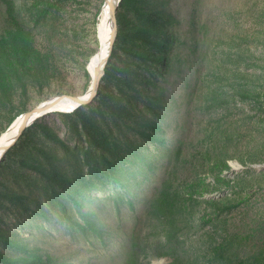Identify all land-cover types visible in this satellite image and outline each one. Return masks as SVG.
I'll use <instances>...</instances> for the list:
<instances>
[{
  "label": "rangeland",
  "instance_id": "1",
  "mask_svg": "<svg viewBox=\"0 0 264 264\" xmlns=\"http://www.w3.org/2000/svg\"><path fill=\"white\" fill-rule=\"evenodd\" d=\"M14 1L58 56L71 94L88 93L105 0ZM141 1L119 4L124 36L106 64L103 97L50 110L25 128L56 152L63 177L50 181L27 165L32 138L17 140L4 160L0 248L48 264H264V0H168L177 37L169 66L145 59L162 53L142 30L152 3ZM153 74L154 97L143 99L138 87ZM57 88L32 91L29 108ZM38 123L65 146H54ZM91 143L104 163L80 155ZM218 175L246 186L221 185Z\"/></svg>",
  "mask_w": 264,
  "mask_h": 264
},
{
  "label": "trees",
  "instance_id": "2",
  "mask_svg": "<svg viewBox=\"0 0 264 264\" xmlns=\"http://www.w3.org/2000/svg\"><path fill=\"white\" fill-rule=\"evenodd\" d=\"M127 2L128 0H121L120 5L126 6ZM146 2L152 3V11L145 10L142 12V20L148 24L143 26L142 30L146 37L150 38L155 49H157L156 43L159 44V50L161 51L162 55H156V50L153 49L151 54L148 53V56H146L145 59L150 63L151 59L154 61L153 63L157 65L159 64L160 59H162V62L167 63L169 66L172 61L170 62L169 57L167 58L166 52L169 51L170 42L174 43L177 41V37L175 36L173 30V24L176 22V19L172 14L174 12H166L168 0H160L158 2L153 0H142L140 5L143 6ZM156 6L160 7L161 9H157ZM154 10H156L157 15L154 14ZM18 14L19 13L14 0H0V135L19 115L29 109L28 103L31 99L32 91H45L46 88L50 89L53 88L54 84H58V93L75 92L72 88H67L68 84L65 81L64 75L62 74L59 58L55 54L54 50L51 47L43 46L39 41L35 27L24 24ZM123 21L124 20L120 16L119 10V30L110 57L115 55V49L118 47L120 39L124 36V26H122ZM108 73L109 69L106 68V72L101 78V86L98 94L95 97L96 99L102 98V89L104 87H108L107 83L105 82ZM85 75L87 77L86 85L89 86L92 80V75L89 69H86ZM157 79L158 76L153 74L149 78V84L138 87L139 91L142 90V93L139 94L141 98L147 99L146 96L151 95L149 93V89L153 88L152 83L156 82ZM153 95H151V97H154ZM116 103L117 100L111 99H108L107 102V104L110 106H114ZM139 118L140 121L144 122L146 125H152L148 121L149 116L143 115L139 116ZM83 125L85 128L90 130V126L86 122ZM38 126L44 137L46 139L49 138L52 144H55L54 146L60 148L65 146V143L58 136V133L52 129V127L45 123H38ZM142 129H144L143 131L146 133V135L150 133V130H148L146 127ZM29 130L30 129L28 128L25 129L21 134V137L18 139V141H20L22 139L28 140L29 138H32L30 146L31 152H28L25 156H22L25 159L27 165L31 166L39 173L48 176L50 181H55L57 178L63 177L65 174L64 170H58V168L55 166L57 164L53 160L56 152H54L51 148L49 149V144L44 142L43 139L32 136L33 134L29 135ZM91 139L98 140V134L93 132L91 134ZM14 145L6 151L2 160L0 161V171L2 170V164L4 163V160L12 154V150L15 147ZM92 145L93 144L91 143L86 146V150H84L80 155H83V158L86 160L93 156V161L97 163L99 162L96 161V159L100 158V162L102 161L104 163L105 156H103L101 153L96 154V156L90 153L89 149L92 148ZM33 149L35 150L34 152H32ZM76 157L79 158V154L78 156L76 155ZM215 177V181L217 183L227 187L246 186L244 181H235V178H229L220 175ZM222 203L225 202L218 199L212 200V204L214 205L217 204L220 206ZM220 253L223 257L226 254L225 250H221ZM0 263L48 264L38 254H11L5 252L1 248ZM170 264L192 263L186 261L178 262L177 260H173Z\"/></svg>",
  "mask_w": 264,
  "mask_h": 264
},
{
  "label": "bare ground",
  "instance_id": "3",
  "mask_svg": "<svg viewBox=\"0 0 264 264\" xmlns=\"http://www.w3.org/2000/svg\"><path fill=\"white\" fill-rule=\"evenodd\" d=\"M118 2L120 3V0H116V3ZM114 33H115V21L111 9V0H105L98 22V35L100 38L101 45H100V49L96 54L93 55L89 63V68L91 71L94 72L97 64L103 63L105 58L109 56ZM76 105L77 103L70 96H63L60 100L55 101L51 110L72 109ZM22 122H23V115H20L15 120V122L10 126V128H8L0 136V146H1L0 156L3 154L5 147L9 145L18 135Z\"/></svg>",
  "mask_w": 264,
  "mask_h": 264
},
{
  "label": "water",
  "instance_id": "4",
  "mask_svg": "<svg viewBox=\"0 0 264 264\" xmlns=\"http://www.w3.org/2000/svg\"><path fill=\"white\" fill-rule=\"evenodd\" d=\"M121 2V0H120ZM119 2L116 3V0H111V9H112V13H113V18L115 21V33L112 39V44H111V51L109 56H107L104 60L103 63H99L97 64V66L95 67L94 72L90 70L89 71L92 75V84L90 87V90L87 93H79V94H71V93H59L51 98L45 99L43 101H41L40 103L36 104L35 106L29 108L27 111L23 112L21 115H23V122L21 124V128L19 130L18 135L14 138V140L5 147L3 154L0 156V160L3 158L4 154L6 153V151L11 148L15 142L18 140V138L21 136L22 132L25 130V128L32 123L36 118H38L39 116L47 113L48 111H50L55 103L56 100H60L63 96H70L76 103V106L82 105V104H87L89 102H91L96 95L99 92L100 86H101V78L105 73V67L107 62L109 61V58L111 56L112 53V49L117 37V33H118V9H119ZM87 94V95H86ZM0 150H1V146H0Z\"/></svg>",
  "mask_w": 264,
  "mask_h": 264
}]
</instances>
